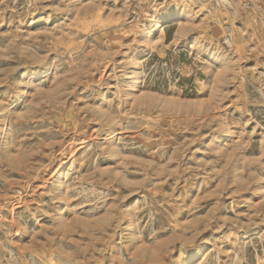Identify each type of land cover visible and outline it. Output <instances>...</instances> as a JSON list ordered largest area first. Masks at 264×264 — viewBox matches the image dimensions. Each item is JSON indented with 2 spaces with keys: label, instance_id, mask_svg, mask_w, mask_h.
<instances>
[{
  "label": "rangeland",
  "instance_id": "374dc122",
  "mask_svg": "<svg viewBox=\"0 0 264 264\" xmlns=\"http://www.w3.org/2000/svg\"><path fill=\"white\" fill-rule=\"evenodd\" d=\"M0 264H264V0H0Z\"/></svg>",
  "mask_w": 264,
  "mask_h": 264
},
{
  "label": "bare ground",
  "instance_id": "6f19581e",
  "mask_svg": "<svg viewBox=\"0 0 264 264\" xmlns=\"http://www.w3.org/2000/svg\"><path fill=\"white\" fill-rule=\"evenodd\" d=\"M104 69H105V68H104ZM105 70H106V69H105ZM102 71H103V70H102ZM105 72H106V71H105ZM102 74H106V73H101V75H102ZM103 76H105V75H103ZM99 78L101 79L102 76H99ZM92 79H93V78H92ZM91 81H92V80H91ZM91 81H90V82H91ZM97 81H98V80H97ZM88 82H89V81H88ZM88 84H89V83H88ZM91 84H92V82H91ZM85 86H86V85H85ZM15 107H16V106H15ZM11 109H12V108H11ZM18 110H19V109H18ZM88 135H89V134H88ZM91 135H92V134H91ZM4 136H5V135H4ZM92 136H93V135H92ZM89 137H90V136H89ZM68 156H69V155H68ZM69 157H70V156H69ZM64 162H65V161H64ZM59 167H60V166H59ZM57 171H58V169H57ZM50 174H51V173H50ZM45 177H46V176H45ZM48 178H49V177H48ZM38 186H39V185H38ZM37 188L39 189V187H37ZM38 189H37V190H38ZM35 192H36V191H35ZM27 201H28V200H27ZM29 202H30V201H29ZM21 203H22V202H21ZM23 203H24V202H23ZM24 204H25V203H24ZM21 205H22V204H21ZM21 207H22V206H21ZM13 222H14V221H13Z\"/></svg>",
  "mask_w": 264,
  "mask_h": 264
},
{
  "label": "built area",
  "instance_id": "2783aa9c",
  "mask_svg": "<svg viewBox=\"0 0 264 264\" xmlns=\"http://www.w3.org/2000/svg\"><path fill=\"white\" fill-rule=\"evenodd\" d=\"M230 42V41H229Z\"/></svg>",
  "mask_w": 264,
  "mask_h": 264
}]
</instances>
